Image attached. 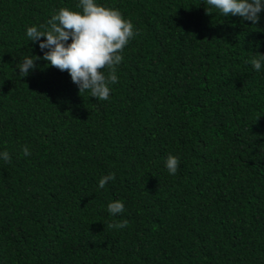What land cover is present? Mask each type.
Masks as SVG:
<instances>
[{
    "label": "trees",
    "instance_id": "1",
    "mask_svg": "<svg viewBox=\"0 0 264 264\" xmlns=\"http://www.w3.org/2000/svg\"><path fill=\"white\" fill-rule=\"evenodd\" d=\"M78 3L0 0V264H264V11L96 0L140 33L101 101L43 59L19 76L47 51L26 29Z\"/></svg>",
    "mask_w": 264,
    "mask_h": 264
},
{
    "label": "clouds",
    "instance_id": "2",
    "mask_svg": "<svg viewBox=\"0 0 264 264\" xmlns=\"http://www.w3.org/2000/svg\"><path fill=\"white\" fill-rule=\"evenodd\" d=\"M204 3L208 14H211L209 8H215L225 17L238 16L251 21L253 25L259 22V14L264 11V0H204ZM77 8L82 11L60 8L46 25L26 29L28 40L39 42L40 49L47 51H44L42 57H25L18 64L19 76L27 77L37 67L35 61L43 59L49 66L62 72L67 71L72 82L78 86L80 94L87 91L91 97L107 101L110 97V85L118 83L116 71L123 60L122 52L130 40L140 33L118 9L100 5L96 0H79ZM42 37L45 39L41 40ZM250 63L254 70L260 71L264 65V55L258 53ZM22 152L25 156L31 155L27 146H22ZM0 159L7 163L11 157L4 151L0 153ZM165 166L170 175H175L179 159L169 155ZM114 179V173L103 176L98 182L99 189H103ZM107 210L116 215L125 209L123 202L115 200L108 204ZM126 226L127 220L107 225L109 229L117 230Z\"/></svg>",
    "mask_w": 264,
    "mask_h": 264
}]
</instances>
